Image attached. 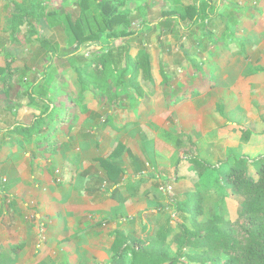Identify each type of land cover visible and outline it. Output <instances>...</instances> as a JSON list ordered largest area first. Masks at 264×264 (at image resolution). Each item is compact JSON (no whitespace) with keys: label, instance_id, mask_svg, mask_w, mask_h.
<instances>
[{"label":"crops","instance_id":"obj_1","mask_svg":"<svg viewBox=\"0 0 264 264\" xmlns=\"http://www.w3.org/2000/svg\"><path fill=\"white\" fill-rule=\"evenodd\" d=\"M144 5L147 7L139 14L148 19L136 28L145 37L150 34L142 43L150 54L152 83L143 89L152 102L163 100L169 106L155 103L149 111L142 102L133 104L124 98L122 105L110 108L100 93L87 92L90 98L85 93V105L76 103L72 113L70 109L55 110L63 120L52 133L56 121L42 123L37 119L46 109L45 90H40L41 95L39 92L43 102H35V84H28L26 77L22 82L15 80L20 69L15 59L8 63L0 58V67L5 68L0 76V177L6 178L0 185V264H98L99 250L110 249L116 231L125 224L127 196L132 195L135 183L142 181L148 164L146 153L130 148L128 164L124 165L127 173L120 185L102 189L99 153L108 152L129 125L148 123L146 119L157 112H169L165 117L174 112L172 116H177L186 134L206 135L219 124L218 114L213 113L218 96L209 94L213 83L220 86L224 104L231 96L241 99L246 84L252 86L264 78V0H149ZM188 6L195 9L193 21L190 12L184 16ZM151 16L155 19L150 20ZM162 48L166 50L159 53ZM194 56L221 66L196 99L185 95L204 83L200 75L193 77V71H198ZM165 61L167 65H188L190 81L178 77L174 84L179 88L177 96L169 80L162 84L161 65ZM254 67L257 70L251 71ZM204 70L213 74L207 66ZM179 97L183 100L173 103ZM100 109L104 110L101 117ZM120 110L127 111L125 118L117 117ZM224 116L220 123L228 128L229 115ZM135 140L142 143L139 136ZM51 142L58 152L51 151ZM151 152L163 166L162 156ZM125 158L124 154V163ZM54 170H60L62 182H54ZM136 211H141L140 207Z\"/></svg>","mask_w":264,"mask_h":264},{"label":"rangeland","instance_id":"obj_2","mask_svg":"<svg viewBox=\"0 0 264 264\" xmlns=\"http://www.w3.org/2000/svg\"><path fill=\"white\" fill-rule=\"evenodd\" d=\"M22 1L24 0H0V58L4 62L15 59L20 69L16 72V77L14 75V79L18 78V81L22 82L24 81L23 78L26 77L28 84L30 82L35 84V96H39V92L41 95L40 90L44 89L45 92H43L44 96L42 97L45 98L46 105H50L54 110L59 109L63 112L70 109L69 111L73 112L72 100L79 90L76 71L87 62L85 56L97 50L100 45H104L103 49L107 50L109 46L116 47L123 41L129 45L130 53L135 55L145 47L142 41L146 42L150 38V34L145 37L144 34L139 33V35L123 41L121 39L115 40L108 46L105 41L85 43L74 54L75 43H73V37L68 34L65 15L70 13L73 18L77 16L80 10L78 7L79 0H38L40 6L37 10L43 14L39 23L31 20V24L20 25L17 22L19 11L15 3L22 5ZM103 1L109 2L118 12L130 13L128 16V19L132 21L130 28L135 29L140 24L139 22L143 21L145 24V19H148L139 12L143 10V7H147L144 2L149 0ZM89 2L87 12H93L95 15L97 12L95 0H89ZM152 19L155 18L151 16L150 20ZM40 39L48 41L49 44H41ZM165 50L162 48L159 53ZM50 51H54V55L48 54V52L51 53ZM193 59L198 68V71H193V77L200 75L203 77L204 83L197 86L194 91L185 92V95H192L193 99H196L198 94L208 87V83H211V75L214 76L219 73L221 66L212 64V61L210 63L203 61L198 56H194ZM205 66L213 74L207 75V71L204 70ZM161 68L172 87L178 82L176 81L178 77L184 78L187 82L190 81L187 80L190 77L187 71L188 65H181L179 62L167 65L165 61L162 62ZM254 70L257 69L254 67L251 71ZM174 88L173 95H176L179 88L175 85ZM210 93L218 96L213 113L218 114L219 124L208 134L194 131L186 134L181 131L177 116H172L174 112L168 117L165 116L170 114L169 112H157L146 119L149 121L148 123L141 122L140 125H129L123 135L121 134L116 138L114 135L115 139L110 150L106 153H103L104 151L99 153L101 154L99 158L100 168L104 172V175L101 174L99 177L102 189H110L114 184L120 185L122 175L127 173L124 170V165L127 166L128 164L127 152L130 148L134 152L146 153L145 157L148 159L146 163L148 164H145V175L142 181L135 183L132 195L127 196L130 197L128 198L129 203L125 207L126 210L123 211V217L126 215V222L121 227L118 226L121 228L118 231L143 239L165 236V246L170 257L175 254L174 236L180 231L181 225L192 228L194 221L205 222L215 214L230 220L236 218L242 198L231 192L230 186L223 181V176L228 172L235 159L241 156L253 159L264 155V78L252 86L250 83L246 84L241 99L231 96L224 104L221 103L225 99H222L223 92L218 83L215 82L211 85ZM87 97L90 98V95ZM19 99L22 101V96ZM179 99L180 101L183 100L181 97ZM145 101L149 104L151 102L149 98ZM172 101H170L171 104ZM35 102L40 104L43 101L37 97ZM98 105L102 106L101 103ZM100 112L99 117L104 114V110L100 109ZM126 112L118 111L117 117L125 118ZM219 113L223 117H225V113L229 115L226 125H230V127L221 126ZM260 118L261 121H258ZM166 122L169 124L168 127ZM232 122L235 123L232 125ZM261 123L262 125H260ZM167 129L173 132H167ZM246 129H249L250 133L244 138L243 133ZM161 134L163 138L160 137ZM185 135L190 136L189 141L194 143L195 148L189 144ZM135 136H139L142 143L134 141ZM147 138H149L148 141H146ZM132 143L135 144L136 149ZM115 148H117L118 154L112 157ZM152 150L162 156L163 166H159L158 158V162L153 159ZM87 152L89 153V150ZM124 154L126 155V163L123 161ZM102 159L110 160L112 165L120 166L123 169L119 177L113 175L110 178L100 162ZM198 160L202 163L198 164ZM249 168L251 174L255 176L252 167ZM52 172L55 183L63 181L60 170ZM93 172L97 174L96 168ZM3 184V182L0 183V185ZM115 188L118 190V187ZM194 190L200 191L203 197L201 214L196 218L176 210V202L185 199L184 193ZM139 207L141 211L137 212ZM195 251L199 250L186 249L183 252L193 253ZM111 255L112 251L108 247L105 250H99V254L97 253L98 264H107ZM125 258L129 259V255H126ZM85 262L86 257L83 258V263ZM177 264L201 263L188 261L181 257Z\"/></svg>","mask_w":264,"mask_h":264},{"label":"trees","instance_id":"obj_3","mask_svg":"<svg viewBox=\"0 0 264 264\" xmlns=\"http://www.w3.org/2000/svg\"><path fill=\"white\" fill-rule=\"evenodd\" d=\"M89 5V0H79L80 10L77 16L73 18L70 13L65 15L68 34L73 37L75 43L74 54L85 43L105 41L108 46L115 40L123 41L139 35L137 28H130L132 23L128 19L130 13L118 12L109 2L95 0L97 12L94 15L93 12H87ZM15 6L19 11L17 22L20 25L31 24V20L39 23L43 17L42 12L37 10L40 6L38 0H24L22 5L15 3ZM186 11L188 12L184 16L190 12L189 19L193 21L195 16L193 6L186 7ZM40 43L49 44L44 39H40ZM103 48L104 45H100L97 50L85 56L87 62L76 71L79 90L72 100L73 105L76 103L85 105V93L98 92L110 108L122 105L124 98L130 99L132 103L145 104L149 111L151 110L149 107L155 103L157 105L161 103L164 107L169 106L163 100L162 102L151 100L150 104L145 101L148 95L143 86L152 83L150 54L146 47L135 55L130 53L129 45L124 41L116 47L109 46L107 50ZM50 52L48 54L54 55V51ZM4 72L5 68L0 67V76ZM162 73L164 75L162 84H168V77L164 71ZM30 94L33 97L32 92ZM37 97L41 99L40 96H35L34 101ZM178 101L180 99L175 98L173 103L176 104ZM50 107L46 105L45 111L37 119L42 123L46 120L56 121L53 123V133L58 129L56 123L62 122L63 115H58L57 110L53 111ZM105 122H109V116L105 118ZM249 133L250 130L246 129L243 137H247ZM189 137L185 135L188 141ZM51 143V151L58 152L57 146ZM189 144L195 148L192 141H189ZM117 154L118 150L115 148L112 157ZM198 161V164L202 163ZM100 162L110 178L113 175L119 177L120 172H123L120 166L112 165L110 160L102 159ZM250 166L256 177L251 174ZM223 181L230 186L234 195L242 198L235 219L230 220L215 214L205 222L194 221L192 228L181 225L180 231L174 236L173 257H170L166 249L165 236L143 239L116 231L110 248L112 255L107 264H177L181 257L201 264H264V155L253 159H248L247 156L235 159L228 172L224 174ZM184 195L183 201L176 202V210L196 218L201 214L202 194L194 190L187 191ZM186 249L199 251L183 252ZM126 255H129V259L125 258Z\"/></svg>","mask_w":264,"mask_h":264},{"label":"built area","instance_id":"obj_4","mask_svg":"<svg viewBox=\"0 0 264 264\" xmlns=\"http://www.w3.org/2000/svg\"><path fill=\"white\" fill-rule=\"evenodd\" d=\"M6 181V178H4V177H0V183L1 182H5Z\"/></svg>","mask_w":264,"mask_h":264}]
</instances>
